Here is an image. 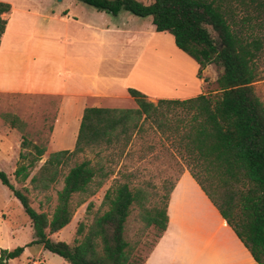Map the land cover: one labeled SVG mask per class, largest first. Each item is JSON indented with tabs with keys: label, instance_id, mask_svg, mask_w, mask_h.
Returning <instances> with one entry per match:
<instances>
[{
	"label": "trees",
	"instance_id": "obj_1",
	"mask_svg": "<svg viewBox=\"0 0 264 264\" xmlns=\"http://www.w3.org/2000/svg\"><path fill=\"white\" fill-rule=\"evenodd\" d=\"M77 1L114 15L127 10L151 16L156 31L171 33L178 48L196 61L199 78L209 65L221 69L216 80L219 90L154 103L129 87L138 107H86L75 148L50 153L40 166L46 145L23 133L26 150L20 153L14 177L17 183L30 180L39 192L48 191L77 156L95 154L94 159L69 167L51 215L32 205L27 185L18 187L0 169L1 182L31 219L36 239L26 246L39 243L70 264H144L147 257L135 255L137 244L126 237L131 210L137 206L146 227L155 226L161 237L168 226L171 192L187 168L254 260L264 264V102L253 86L264 54V0ZM11 7L0 1V43L7 25L3 14ZM5 117L12 127L24 129L18 116ZM158 141L182 164L175 178L166 179L170 185L159 205L150 204L151 178L139 182L141 170H130L128 165L135 156L145 159ZM110 178L101 209L91 222L79 224L72 242L54 240L51 235L71 222L75 208ZM24 250L25 246L2 249L0 264Z\"/></svg>",
	"mask_w": 264,
	"mask_h": 264
},
{
	"label": "crops",
	"instance_id": "obj_2",
	"mask_svg": "<svg viewBox=\"0 0 264 264\" xmlns=\"http://www.w3.org/2000/svg\"><path fill=\"white\" fill-rule=\"evenodd\" d=\"M0 1L12 6L3 14L7 25L0 43V94L59 97L51 153L75 148L86 107H138L129 87L142 91L154 103L161 98L183 99L202 93L183 89L175 95L172 88L171 95H162L135 81L150 44L157 38L154 24L118 25L109 12L95 7L92 11L79 7L76 16L71 9L54 5L55 0ZM118 41L140 47L139 58L132 61L127 54L118 57ZM160 71L182 76L167 68ZM158 144L162 146L158 141L147 155L153 154ZM51 145L58 150L52 151ZM7 155L13 157L9 163L16 165L10 144ZM167 213V229L144 264H258L187 168L171 192ZM1 217L5 218V213Z\"/></svg>",
	"mask_w": 264,
	"mask_h": 264
},
{
	"label": "rangeland",
	"instance_id": "obj_3",
	"mask_svg": "<svg viewBox=\"0 0 264 264\" xmlns=\"http://www.w3.org/2000/svg\"><path fill=\"white\" fill-rule=\"evenodd\" d=\"M59 1L60 0H55L54 5H62L64 8L67 7L71 9L76 16H78L77 12L79 11V7H85L91 11L95 10L93 6L76 0ZM141 1L145 3L149 2L147 0ZM110 15L112 20H116L118 25L128 24V26L135 27L143 21H146L148 25H153L151 16L143 18L127 10H122L117 17L112 13H110ZM154 31L157 33V38L149 46L148 55L142 63L141 70H139L140 74H136L134 78H142V75L149 74L150 77L152 76L154 79L153 82H150L151 84L153 83V85L148 88L144 85H142V87L149 91L151 90L150 92L153 91L162 95H171L170 91L172 88L173 94L175 95L179 94L183 89H189L195 93L217 92L219 90L216 80L221 69L217 65H209L203 70L202 78H199L197 76L198 64L194 59L178 48L175 44L173 35L169 32ZM155 47L159 52L156 53ZM116 52L118 57H121L122 54H127L128 56L131 55L127 57L128 59L136 61L140 55V47L135 43L129 44L128 42L124 43L118 41ZM163 68L170 69V72H175L176 74L177 71H179L182 76L173 77L167 73H160V69ZM257 72V79L253 82V86L264 102V54L258 62ZM157 77L160 78V81L154 82L158 79ZM205 77L208 78L207 82L204 80ZM138 78L135 81H138ZM161 80H163V82H161ZM153 87H155L156 90H154ZM59 105L60 99L55 96L0 94V169L6 171L18 187L27 185V187L30 188L29 195L32 205L37 210L48 212L50 215L56 206L57 192L64 184V176L68 172L69 167L86 158H95L93 152H86L77 156L63 169V173L60 175L58 181L45 192L34 190L29 183L30 180H27L25 183H17L14 177V171L21 161L20 156L17 159V153L26 150L22 147V134H26L27 137L34 142L46 145L47 151L39 163L40 166L51 153L49 145L52 126L59 111ZM8 114L17 115L23 122L25 121V127L22 131L18 128L13 129L11 127L5 117V115ZM63 142L70 144L72 141ZM9 144L10 147L15 150L14 160L17 161L14 166L8 161L9 158H13L7 155ZM50 148L52 151L58 150L54 145H51ZM136 148L139 151V144H137ZM128 165L130 170L136 168L141 170L142 173L138 178L139 182H142V179L151 178L154 184L153 187L150 188L153 194L150 204L155 203L157 205L161 204V199L170 185L167 180L175 178L182 168L179 159L160 144H158V148L153 154L149 153L143 160H137V156H135L134 161ZM111 183L112 178L103 185L97 194L90 197L82 205L77 206L71 222L60 231L52 234L51 237L54 240L72 242L77 236L76 232L79 224L81 222L90 223L95 214L101 209L104 195ZM73 200L74 203H76L77 197ZM1 213H5L6 217L0 218V247L13 250L18 246H25V253L11 261L9 260L8 264H70L63 257L45 249L39 243L26 246L36 239L31 219L25 212L20 200L16 198L11 193L10 189L0 180V214ZM158 236V229L155 226L146 227L140 217V209L134 206L126 223V237L132 244H137L135 255L141 259H145L156 244Z\"/></svg>",
	"mask_w": 264,
	"mask_h": 264
},
{
	"label": "bare ground",
	"instance_id": "obj_4",
	"mask_svg": "<svg viewBox=\"0 0 264 264\" xmlns=\"http://www.w3.org/2000/svg\"><path fill=\"white\" fill-rule=\"evenodd\" d=\"M142 78H138V81H137V83H139L140 85H144L145 87H152V85H153V83L151 84L150 82H153V77L151 76L150 77V75L149 74H144V75H142L141 76ZM137 78H136V80H137ZM158 79L156 80V81H154V82H158V81H160V78L159 77H157ZM161 82H163V80H161ZM147 85V86H146ZM154 88V90H156V88L155 87H153Z\"/></svg>",
	"mask_w": 264,
	"mask_h": 264
}]
</instances>
